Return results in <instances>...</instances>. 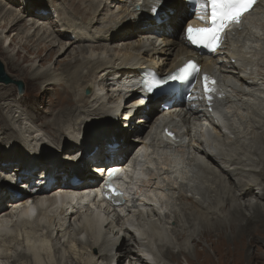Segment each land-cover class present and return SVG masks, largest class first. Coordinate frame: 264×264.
<instances>
[{"label": "bare ground", "instance_id": "obj_1", "mask_svg": "<svg viewBox=\"0 0 264 264\" xmlns=\"http://www.w3.org/2000/svg\"><path fill=\"white\" fill-rule=\"evenodd\" d=\"M66 1H61V7L54 2L57 19L50 22L62 30L52 31L42 40L51 36L58 42L66 37L67 41L59 42L58 51L61 55L69 51L70 60L59 70L49 66L39 72V67L32 69L33 64L22 67L27 62L25 55L21 64L13 57L26 50L36 55L34 61H45L43 49L32 52L21 44L12 56L8 49L19 39L18 34L5 46L24 16L8 7L12 0H0V20H4L0 55L9 69L27 78L41 95L44 85L61 91L55 102L57 111L43 121L38 109H29L26 102L15 105L10 99L14 84L0 83V92L6 90L0 93V135L17 133L16 139H5L11 143L19 140L25 149L0 151V259H11L12 264L22 259L41 264L45 251L51 250L53 261L62 264L64 249L70 264H81V260L84 264H123L124 259H129L128 264H148L146 257L159 259L158 264L160 259L170 264L243 262L239 259L247 256L249 248H254L260 237L264 239V205L260 204L264 202V1L246 16L240 30L231 33L226 48L209 56L193 52L185 29L179 32L186 17H190L188 25H206L200 1L196 5H201L200 13L195 15L188 0H169L156 15L150 11V0H69L79 3L75 8H66ZM40 8L28 13L43 20ZM36 29L38 36L43 28L39 25ZM29 30L23 33L26 40L33 36ZM186 59L196 61L201 70L184 99H178L174 85L139 95L136 83L144 69L164 76ZM203 80L212 86L217 83L220 95L206 93ZM87 90L89 95H85ZM142 98L144 105H138ZM203 103L211 120L201 112ZM119 112L125 117V129H115L110 122ZM133 113H138V122ZM106 119L110 124L104 122ZM87 120L104 122V126L81 139L76 132ZM141 122L143 125L138 124ZM146 125L149 129L143 132ZM163 132L174 134L177 142L165 143ZM249 135L257 142L254 151L245 144ZM67 137L70 142H66ZM42 141L53 146L62 141L68 151L73 150L65 159L80 157L81 161L62 162L52 154L42 158L29 154L42 150ZM122 164L128 171H139L137 175L142 171L146 174L148 181L142 188L155 199L163 197L158 200L162 215L151 208L152 202L143 205L142 214L136 217L131 211V216H126L128 223L115 228L99 223L102 215L115 219L108 209L101 211L99 203L81 207V213L77 204L65 205L69 199L84 201L86 196L80 192L95 188L92 180L99 178L97 174L104 167ZM38 173L43 175L36 179ZM9 177L22 183L15 180L6 184L4 178ZM31 183L38 188L28 187ZM61 192L79 194L64 197ZM23 194L30 195L31 205L26 204L29 199ZM140 205L136 203V207ZM46 219L48 231L42 233L39 227L43 228L41 223ZM209 221L215 223L209 225ZM87 234L89 238L82 241ZM1 239L25 250L4 255L12 247L4 246ZM204 243L212 252L203 247L196 250Z\"/></svg>", "mask_w": 264, "mask_h": 264}, {"label": "rangeland", "instance_id": "obj_2", "mask_svg": "<svg viewBox=\"0 0 264 264\" xmlns=\"http://www.w3.org/2000/svg\"><path fill=\"white\" fill-rule=\"evenodd\" d=\"M22 1V2H21ZM62 0H12V3L10 5H8V7L12 8L13 10H15L17 13L16 14H20V16H24V21H22V23L20 24V27L18 28V31L17 32H13L10 34V37L7 39L6 43H5V46H7V44L9 43V41L12 39V37L15 35V34H18V38L14 45H12L8 51L9 53L13 56L14 55V52L19 50L20 48V45L21 44H25V45H28L29 48L32 49V52L33 51H36L37 49H43V52L41 53V57H43V59H45V61H39V58H36L35 61L33 60L36 55L34 54H28L26 53V50H20V54L19 56H15L13 57L14 58V61L15 62H18L19 64L22 63L21 61V58L22 56H26L27 57V62H23L22 63V67L25 68L26 66H29L31 64H33V70L36 68V67H39L38 68V71H43L45 68L47 67H52L56 70H59L62 68V66H64L65 63H67L70 58L68 57V54L67 51L66 53L62 54L61 55V52L58 51V47H60L59 45V42L60 41H67V38L64 37V38H60V41H55L52 39V37H48L46 38L45 41H43L42 39L45 38L46 36H48L52 31H57L59 32L60 29L58 26V28L53 25V24H50V22H54L57 16L56 12H54L56 9H58V7L54 4V2L56 3H59L60 7L63 6V4L61 3ZM68 1V2H67ZM66 3H64L66 5V8H69L72 7L75 8L79 3L78 2H69V0H67ZM171 1V0H170ZM7 2V1H6ZM10 2V1H9ZM14 2V4H13ZM169 3V0H165L164 1V4L162 5L161 9L162 10L163 8H166V4ZM13 5V6H12ZM41 6L40 10L38 13L40 14H43L45 16V19L43 20H36L34 19V17H32L28 12L30 11H33V9H35V11L33 12H37L36 9H37V6ZM87 4H84L83 6H85ZM29 14V15H28ZM34 14V13H33ZM31 16V17H30ZM26 17V18H25ZM33 18V19H32ZM190 19V17H186L183 19L182 21V24L180 26V29H179V32L181 33L186 25V22ZM34 21H38L37 24L31 26V23L34 22ZM4 20H0V27L2 26L1 24H3ZM48 22V24H47ZM47 24V25H46ZM40 25V28H43L41 29V31L38 33V36H35V34L37 33V30L36 29L38 26ZM45 27V28H44ZM28 28H30L29 30V34L33 35L30 39H25L24 36H23V33H25V31L28 30ZM1 29V28H0ZM46 33L44 34V36L41 37V39H38L39 36L46 30ZM23 36V39L20 41V38ZM60 37V36H59ZM0 38H1V35H0ZM31 40V41H29ZM19 42V43H18ZM37 48V49H36ZM58 51V52H57ZM31 52V51H30ZM4 58L1 57L0 55V63L3 65L4 67V71L5 73L13 80H19L23 83L24 85V91H23V95L18 93V90L17 88L14 87L13 91H12V94H11V100H13V102L15 101V105H19L20 102H26V104L28 105L29 109L30 108H33L34 110L35 109H38L40 112H38V115L39 117L42 118L43 121L45 120H50L51 117L53 116V114H55V112L57 111V108L55 106V102H56V98L57 97H60L61 96V91L60 89H56L55 87L53 86H47V85H44L43 86V90H42V95L37 93V90L35 89V86L33 85H29V83L27 82V78H24V76L20 75L19 73H17L16 71H12L9 69V65L6 64V62L3 60ZM32 60L34 62H32ZM32 69L29 71L31 72ZM37 69V68H36ZM43 69V70H42ZM11 75V76H10ZM26 79V80H25ZM9 85V84H8ZM32 87V88H31ZM6 92V90H2L0 93H4ZM24 95H26L25 97H23ZM38 95V96H37ZM34 97V98H33ZM14 98V99H12ZM17 99V100H16ZM20 101V102H19ZM19 104H18V103ZM146 105V104H145ZM49 111V112H48ZM54 111V112H52ZM161 111V109H159V111H157L153 116L152 118L156 115L159 114V112ZM48 113V114H47ZM53 113V114H52ZM31 115V114H30ZM134 117V120L137 121V119L139 118H136V117H139L138 116V113H133L132 115ZM125 117H123V114L121 112L118 113V115L115 116V118L113 120H111L110 122H112L111 124H113L115 126V129H125V126L123 125L124 124V119H122ZM153 118V119H154ZM122 119V120H121ZM109 119H106L104 122H106V124H110L108 123ZM134 121V122H135ZM153 121V120H152ZM95 122V123H93ZM90 121V120H87L83 125L82 127L78 130V132H76V136L77 137H80L81 139L85 138L86 135H89V134H93L95 131H99L103 126H104V122H101V121ZM100 122V124H99ZM138 122V121H137ZM136 122V124H137ZM116 123V124H114ZM142 123V124H141ZM141 123H138L140 125H143V122ZM151 123V121H150ZM76 124V123H75ZM1 125V124H0ZM112 125V126H113ZM148 125H146L144 128H143V132L148 130L149 127H147ZM87 128V129H86ZM1 130V129H0ZM4 130V129H3ZM2 130V131H3ZM5 131V130H4ZM3 131V132H4ZM6 136H9V137H13L14 139H16L15 137L17 136V133L16 134H12L10 135L8 133V135H0V144L4 143L3 144V149L4 150H15V151H25V149L23 147H21L19 145V140H14L13 142L16 144V145H19L20 148H18L16 145H11V144H14V143H11L12 141H6L5 137ZM251 136V137H250ZM41 141L42 138L41 137H38ZM69 137H67L66 139V142L69 141L70 139H68ZM246 138H248L245 142V144L247 145H250V148L252 151H254L255 146L257 144V142H255L252 138V135H249L247 136ZM135 139V138H134ZM10 140V139H8ZM80 141V140H79ZM262 141H264V138L262 137ZM43 142V141H42ZM62 142V141H61ZM59 141V144L61 143ZM70 142V141H69ZM244 142V141H243ZM11 143V144H10ZM44 144H42L41 148L42 150L38 149L36 151L37 155L35 154H32L31 152L29 154L31 155H34L35 157L37 158H42V157H48V156H51L49 154H52L53 156H56L59 160H61L63 162V160H65L66 162L70 161L72 163H79L81 160H80V157L76 160H72V159H65V156H68V153H71L72 151H68V149L66 148V145L65 144H58L56 146H53V145H50L49 142L46 143V141L43 142ZM21 144V142H20ZM67 144V143H66ZM254 147V148H253ZM39 148V147H38ZM253 148V149H252ZM97 150V149H96ZM259 151L261 152L262 149H259ZM28 152V151H26ZM42 152V153H41ZM90 158H92V155L90 156ZM64 161V162H65ZM99 166V165H98ZM88 168H90L89 172H92L91 171V167L89 166ZM93 169V167H92ZM40 174L38 173L36 175V179H37V176H39ZM2 177V176H1ZM11 177L9 178H4V181L6 184H11L9 182ZM13 179L12 182H14L15 180L18 182V185L21 184L22 182L19 181V179H15V178H11V180ZM1 182H2V179H1ZM21 182V183H20ZM3 183V182H2ZM2 183H0V193L2 192ZM19 188V186H16L15 188ZM245 200H250L252 201V199H245ZM260 204L264 205V202L260 201ZM5 210V209H4ZM245 214L249 215L251 214L250 211H245ZM75 220V216L74 217H71L69 219L70 223H72L73 221ZM224 220V219H222ZM52 221V220H51ZM215 223V221H209V225H212V224ZM52 224V223H51ZM41 225L43 226V228H40V230H43L42 233H46V231H48L47 227L49 226V221L48 219H46L45 221H43L41 223ZM47 225V226H46ZM34 227H37V224H34ZM46 227V228H45ZM45 228V229H44ZM16 230H18V228H16ZM19 231V230H18ZM264 234V233H263ZM20 238V236H19ZM85 238H89V234H87L85 236ZM260 239V240H259ZM257 243L254 245V248L251 247L249 248L248 250V254L245 258H240L239 260H244L243 262H239V263H235V262H232L231 264H248L246 263V259H248L249 264H264V239L263 238H259ZM1 243H3L4 246H7L10 244V246L12 247V250L8 251V252H3L4 255L8 254L7 256H13L15 254V250H25V247H22V245H20L19 247L16 245L15 242H11L10 240H5L4 239H1ZM261 244V245H260ZM61 245V244H60ZM59 246V245H58ZM14 247V248H13ZM60 247V246H59ZM201 247V248H200ZM198 247V249L196 250H202L203 248H206L209 252H212L211 251V248L209 246H207L206 243L203 244V246H200ZM203 247V248H202ZM210 248V249H209ZM5 249V248H4ZM3 248H1V252L4 251ZM192 249V248H191ZM46 252V255L44 254L43 255V260H42V263L41 264H56L52 259V257L50 256L51 255V250H47L45 251ZM250 252V253H249ZM254 252V253H253ZM50 254V255H49ZM61 254H62V261L63 263L62 264H70V260H66V257H67V253L66 251L63 249L61 251ZM192 254V252H191ZM250 254V255H249ZM193 255V254H192ZM254 257V258H253ZM217 259V258H216ZM125 260V259H124ZM129 260V259H127ZM11 259H4V258H1L0 259V264H12L11 263ZM83 261V262H82ZM162 262H166V261H162ZM30 263H31V260H30ZM16 264H29V261H26L25 259H22V260H19L16 262ZM81 264H84V260H81ZM124 264V262H123Z\"/></svg>", "mask_w": 264, "mask_h": 264}, {"label": "snow or ice", "instance_id": "obj_3", "mask_svg": "<svg viewBox=\"0 0 264 264\" xmlns=\"http://www.w3.org/2000/svg\"><path fill=\"white\" fill-rule=\"evenodd\" d=\"M164 4V0H154L153 6L150 8L152 15H156ZM254 0H210L211 13L209 26L192 28L185 27L187 39L196 46H202L209 51L216 52L222 40V33L229 28L237 26L240 23L243 14L247 13L253 6ZM196 69L195 64H188L178 72L170 74L168 77L157 81L159 85H166L169 81L185 80L192 75V71ZM207 80V77H205ZM209 91V87L205 85V92ZM211 99V97H209ZM143 101V98L141 99ZM14 147V145H13ZM3 144H0V151H3ZM108 171L107 168L102 169ZM111 176L112 173H109ZM106 187H108L106 182ZM116 195H120L116 193Z\"/></svg>", "mask_w": 264, "mask_h": 264}, {"label": "water", "instance_id": "obj_4", "mask_svg": "<svg viewBox=\"0 0 264 264\" xmlns=\"http://www.w3.org/2000/svg\"><path fill=\"white\" fill-rule=\"evenodd\" d=\"M0 83L3 84H14L18 90V93L22 94L24 91V85L21 81L19 80H13L11 79L4 71L3 65L0 63ZM90 91H86L85 95H89Z\"/></svg>", "mask_w": 264, "mask_h": 264}]
</instances>
